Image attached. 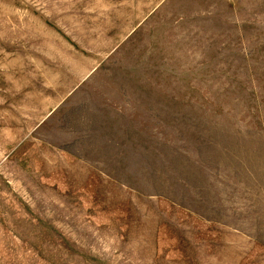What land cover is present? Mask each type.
Here are the masks:
<instances>
[{
  "label": "rangeland",
  "instance_id": "rangeland-1",
  "mask_svg": "<svg viewBox=\"0 0 264 264\" xmlns=\"http://www.w3.org/2000/svg\"><path fill=\"white\" fill-rule=\"evenodd\" d=\"M0 264H264V0H0Z\"/></svg>",
  "mask_w": 264,
  "mask_h": 264
}]
</instances>
